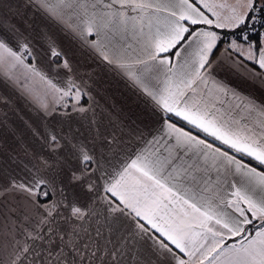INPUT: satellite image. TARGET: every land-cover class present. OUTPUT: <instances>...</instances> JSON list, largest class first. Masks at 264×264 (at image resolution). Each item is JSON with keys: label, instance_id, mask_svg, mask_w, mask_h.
<instances>
[{"label": "snow or ice", "instance_id": "snow-or-ice-1", "mask_svg": "<svg viewBox=\"0 0 264 264\" xmlns=\"http://www.w3.org/2000/svg\"><path fill=\"white\" fill-rule=\"evenodd\" d=\"M34 2L64 24L82 46L97 51L138 85L153 101L154 110L169 114L160 123L165 124L167 140L175 151L158 152L155 157L141 153L121 170L97 175L100 161L92 150L49 132L45 144L55 165L33 156L39 166L25 164L20 172L9 166L0 168V179L7 181L0 183L5 221L15 211L9 197L43 211L35 224L39 229L59 208L77 219L89 215L88 206L79 203L77 189L95 192L90 202L103 191L111 212L130 217L129 228L151 239L157 253L175 264H264V98L258 101L244 95L219 78L220 72L250 62L246 78L264 79V0H235L233 4L209 0ZM218 8L227 9V14ZM127 10L138 15L129 16ZM73 17L77 24L69 23ZM14 32L19 29L0 22V70H4L5 82L18 79L13 73L19 67L44 81L65 106L66 98L74 99L73 110L87 111L83 106L76 108L82 98L96 103L85 77H79V83L68 79L62 88L36 67L47 56L54 69L76 75L71 58L47 32L42 33L39 45L35 38L21 39ZM110 45L120 50L115 58L108 54ZM133 52L137 53L134 58L124 55ZM41 108L45 115L54 111L46 102ZM173 117L225 149L177 127ZM99 180L105 182L102 187ZM16 231L7 227L8 239L0 243V264H24L25 254H32L28 241L40 238L31 224L19 230L25 236L23 243L14 235ZM97 235L85 238L73 232L67 243L61 235L60 243L40 264H125L120 246H101ZM65 248L70 256L64 255Z\"/></svg>", "mask_w": 264, "mask_h": 264}, {"label": "crops", "instance_id": "crops-1", "mask_svg": "<svg viewBox=\"0 0 264 264\" xmlns=\"http://www.w3.org/2000/svg\"><path fill=\"white\" fill-rule=\"evenodd\" d=\"M127 11L129 16L138 15L137 12ZM206 14L211 18L210 13L206 12ZM67 19L66 16L65 20ZM0 22L6 27L14 25L19 29V32L13 33L14 35L27 40L35 38L38 45L42 33L47 32L58 48L71 58V63L77 70L76 75L54 69L47 56L42 57V62H37L36 67L52 77L57 86L62 88L65 87V81L68 79H76L79 83V77H85V82L91 84V88L87 90L91 92L96 102L93 104L88 98H82L81 101L85 102L83 107L87 111L73 110V107L70 110L60 111L57 110L58 102L55 100L54 104L49 106L54 111L45 115L42 108L26 98L23 90L26 86V82L22 80L23 73L32 76L34 81L31 78L25 80L34 82L37 87L48 88L47 84L38 76L27 73L19 67L13 73L14 78L18 79L5 82L4 70H0V98L4 101L0 102V168L9 166L20 172L25 164L29 168L33 163L39 166V159L33 160V156L42 157L48 160L50 165H55L56 160L49 159L51 153L45 144L46 134L49 132L83 143L92 150L100 161L97 175H103L105 171L114 173L121 170L141 153L152 154L155 157L158 152L167 155L169 150L175 151L167 140L165 124L160 123L161 118H166L169 114L162 113L158 109L154 110L153 101L138 85H135L114 64H108L103 60L97 51L82 46L64 24L40 9L34 0H0ZM78 22L75 17L69 21L72 24ZM101 38L105 39L103 33ZM121 43L127 41L121 39ZM117 51L120 50H113L110 45L108 54L115 58ZM124 55L131 59L137 53H124ZM217 55L220 59H225L221 54ZM250 68L251 63L247 62L236 70L220 72L219 78L225 79L244 95H251L259 101L264 98V88L260 86L264 84V79L259 81L247 79L246 75ZM89 74H91L90 79ZM79 105H76L77 109L81 107ZM173 121L182 125L181 127L176 124L177 127L191 131L194 135H199L225 149L226 146L218 141H212L211 137H204L203 133H197L196 129L190 128L179 118L173 117ZM12 158L15 159V164ZM243 159L247 162L246 157ZM0 183L6 184L7 181L0 179ZM104 183V180L97 181L98 186L101 187ZM76 194L79 203L88 206V216L77 219L66 209L59 208L53 211V216L48 217L47 222L39 229L35 228V224L44 216L43 211L18 197H9L10 206L14 207L15 211L5 221L7 214L0 210V243L7 241L9 226L17 229L14 235L23 243L25 236L19 230L24 225L31 224L32 231L40 238L34 243L28 241L32 245L30 249L32 254H25L27 259L24 260V264H29L33 260L40 264L41 259L46 260L49 252L60 243L61 235L65 236L64 242L67 243V238L71 237L73 232L85 238L99 232L96 236L99 244L103 246L107 243L108 248L119 245L118 250L122 251L125 264H148L149 260L152 264H164L165 261L168 264H175L169 257L157 253L156 245L151 239L140 234L138 229L129 228L130 217L111 212L103 198L106 196L103 191L94 202H90V197H94L95 192L86 193L77 189ZM16 217L21 219H15ZM64 255L70 256L67 248L64 250Z\"/></svg>", "mask_w": 264, "mask_h": 264}, {"label": "rangeland", "instance_id": "rangeland-1", "mask_svg": "<svg viewBox=\"0 0 264 264\" xmlns=\"http://www.w3.org/2000/svg\"><path fill=\"white\" fill-rule=\"evenodd\" d=\"M209 3H214V4L229 3V4H233V3H235V0H209ZM217 10L220 11L224 15L227 14V9H217ZM23 75H24V77H23L24 79H22V80H24L26 82V86H24L25 89L23 87L24 94H25L26 98H28L30 101L34 102L40 108H41V103L42 102H46L48 104V106H51V105L54 104L55 100L58 102L57 110H59L60 108L70 109V108L73 107L74 104H76L74 99L66 98L67 106H65V101H60L57 98V95L52 93L49 88L44 87V86L37 87L34 82H32V81L31 82H29V81L27 82L25 80V78H27L28 80L31 78L34 81V78L32 76L29 77V75L27 76L26 73H23Z\"/></svg>", "mask_w": 264, "mask_h": 264}, {"label": "trees", "instance_id": "trees-1", "mask_svg": "<svg viewBox=\"0 0 264 264\" xmlns=\"http://www.w3.org/2000/svg\"><path fill=\"white\" fill-rule=\"evenodd\" d=\"M84 100L83 101H81V103H80V105L79 106H83L84 105ZM60 111H64V110H66V109H63V108H60L59 109ZM70 110V109H69ZM176 124H178V123H176ZM179 126H181L182 127V125H180V124H178ZM216 146H218V145H216Z\"/></svg>", "mask_w": 264, "mask_h": 264}]
</instances>
